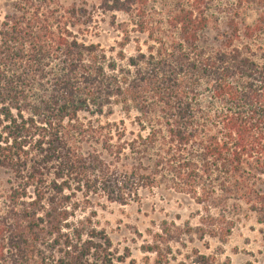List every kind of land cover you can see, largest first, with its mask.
<instances>
[{
    "label": "trees",
    "instance_id": "trees-1",
    "mask_svg": "<svg viewBox=\"0 0 264 264\" xmlns=\"http://www.w3.org/2000/svg\"><path fill=\"white\" fill-rule=\"evenodd\" d=\"M153 1L104 0L107 11L130 17L120 25L122 46L132 31L154 43L142 57L157 70L133 75L80 41L74 31L87 20L75 6L63 11L52 0H16L13 13L0 16V168L14 177L0 209V264H85L95 252L105 254L111 242L90 217L70 220L90 193L103 190L122 202L167 175L199 203L208 179L219 176L228 184L223 189L264 216V61L235 46L232 33L215 52L201 54L206 0H186L158 22L148 12ZM175 58L180 68L164 73ZM205 80L208 105L198 92ZM111 98L134 114L137 133L108 120ZM87 143L100 144L115 163L126 152L135 162L114 172Z\"/></svg>",
    "mask_w": 264,
    "mask_h": 264
},
{
    "label": "rangeland",
    "instance_id": "rangeland-1",
    "mask_svg": "<svg viewBox=\"0 0 264 264\" xmlns=\"http://www.w3.org/2000/svg\"><path fill=\"white\" fill-rule=\"evenodd\" d=\"M16 0H0V16L14 11ZM205 11L210 17L209 27L203 32L200 42L201 54H212L223 40L225 33L234 34V45L243 49L246 55L257 62L264 61V0H206ZM58 8L67 10L73 6L84 14L87 20L75 34L86 45H95L107 53V63L115 61L119 70H130V75L140 72H154L155 66L147 68L143 54L148 56L152 41L146 34L132 31L131 41L122 46L125 33L121 23L130 21L123 12L107 11L104 0H52ZM186 6V0H157L150 2L148 12L155 21L166 20L169 12ZM62 11V10H61ZM255 29L251 35H244L246 27ZM131 27H134L132 25ZM80 28V27H78ZM161 28H166L165 24ZM132 30V29H131ZM236 30L238 34L236 35ZM240 32V34H239ZM147 40V41H146ZM156 48L159 45H154ZM120 54L124 57L121 58ZM132 60L136 68L129 66ZM175 58L164 64V73L179 69ZM154 65V63H152ZM139 74V73H137ZM167 74V75H168ZM198 87L204 95V105L210 96L208 81ZM210 84V83H209ZM210 88V87H209ZM181 90H184L181 88ZM200 93V94H201ZM100 97L104 96L99 94ZM191 97V95H190ZM103 98V97H102ZM106 103V110L112 108L111 122L124 121L120 127L128 132H138L134 114L126 115L123 103ZM193 105H195L192 102ZM226 107L231 103H210ZM85 115V114H84ZM105 122L107 119L104 117ZM132 135L128 134V138ZM118 144L117 139L112 140ZM85 149L100 155L111 170L121 172L126 164L135 162L122 155L121 161L113 162L100 144L87 143ZM145 159H148L147 157ZM151 162V160L146 161ZM114 172H112L114 174ZM117 173V174H118ZM208 179L206 195L199 203L189 193L179 191L169 182L170 176L160 179L154 188L140 187L126 195L125 201L116 200L103 190L90 193L88 203L83 202L71 221L90 217L98 230L104 231L111 245L104 254L95 252L85 264H264V216L258 215L251 205L242 199L240 193H229L223 187V178ZM14 177L6 169L0 168V209L6 207V195L13 186ZM257 182V181H256ZM264 191V175L259 181ZM76 187V184H73ZM230 186V185H229ZM85 190V189H84ZM200 195V194H198ZM79 200H84L82 192H77ZM165 228L166 231H162ZM222 236L225 239L221 238ZM150 248L155 249L151 251ZM48 250L46 254L48 255Z\"/></svg>",
    "mask_w": 264,
    "mask_h": 264
}]
</instances>
